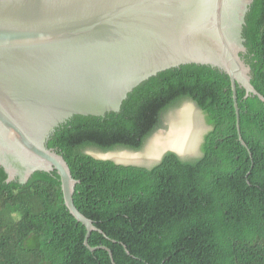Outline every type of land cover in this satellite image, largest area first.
Segmentation results:
<instances>
[{"label": "trees", "instance_id": "16d2710c", "mask_svg": "<svg viewBox=\"0 0 264 264\" xmlns=\"http://www.w3.org/2000/svg\"><path fill=\"white\" fill-rule=\"evenodd\" d=\"M251 84L264 97V0H253L243 28ZM238 141L229 78L184 65L134 88L118 112L71 117L47 147L63 156L76 208L100 232L115 264H264V103L237 86ZM193 103L208 127L198 152L166 151L150 166L94 158L140 152L168 114ZM0 168V264H112L107 251L84 246L85 227L64 206L56 172L6 183Z\"/></svg>", "mask_w": 264, "mask_h": 264}, {"label": "water", "instance_id": "95a60500", "mask_svg": "<svg viewBox=\"0 0 264 264\" xmlns=\"http://www.w3.org/2000/svg\"><path fill=\"white\" fill-rule=\"evenodd\" d=\"M252 2L0 0V168L5 182L24 185L36 172L55 171L65 208L86 229L84 246L107 251L115 264L107 247L88 244L92 231L102 232L76 208L79 181L63 156L47 147L51 134L75 115L118 112L134 88L158 73L197 65L229 78L238 141L247 148L239 128L237 86L244 98L264 103L242 58Z\"/></svg>", "mask_w": 264, "mask_h": 264}, {"label": "rangeland", "instance_id": "374dc122", "mask_svg": "<svg viewBox=\"0 0 264 264\" xmlns=\"http://www.w3.org/2000/svg\"><path fill=\"white\" fill-rule=\"evenodd\" d=\"M188 114L191 116L193 115L198 119L201 118L200 110L193 103L185 102L180 108L173 110L168 114L167 129L157 132L153 136V138L146 143L145 147L140 152L116 151L101 153L99 151L90 150L89 153L98 158L111 159L122 163H134L144 166L153 165L154 163L158 162L159 158L164 152L172 149L175 150V148H173V142L175 141V139L178 140L179 134L175 129H172L171 131H169V129L174 127L178 128V125L182 120L180 116L185 115L186 118H188ZM181 129L183 130V128ZM202 129L206 130L205 126H203ZM175 134L177 135V137H175ZM170 141L171 143H173L171 146L169 144ZM179 142L180 145L182 144V147L180 148L179 146L178 151L180 152V150H183L180 153L189 155V157L194 154L195 147L192 143L190 144L188 142V138L185 135L180 138Z\"/></svg>", "mask_w": 264, "mask_h": 264}, {"label": "flooded vegetation", "instance_id": "af4514ba", "mask_svg": "<svg viewBox=\"0 0 264 264\" xmlns=\"http://www.w3.org/2000/svg\"><path fill=\"white\" fill-rule=\"evenodd\" d=\"M200 116H201V118L198 119V118L194 117L193 115L191 116L189 114L187 115L188 118H186L185 115H181L180 117L182 120L180 121L178 128L174 127V128L169 129V131H171L172 129H175L177 131V133L179 134L178 140L175 139V141L173 142L174 143L173 146L175 148V150H173V151L176 152L178 155H180L182 157H189V155H184V154L180 153L183 150H180V152L178 151L179 146H180V148L182 147V144L180 145L179 140L184 135L188 138V142L190 144L192 143L193 146L195 147V151H194V154L192 156H194L198 152L199 144L201 142V136L203 135V133L206 130H208V127L204 125L203 115L201 114ZM203 126H205L206 130L202 129ZM181 128H183V130L185 131V134ZM175 137H177L176 134H175ZM170 143H171V141H170ZM178 143H179V145H178Z\"/></svg>", "mask_w": 264, "mask_h": 264}]
</instances>
